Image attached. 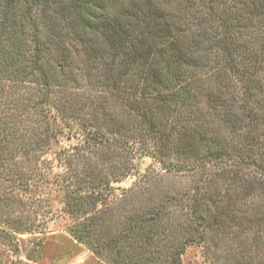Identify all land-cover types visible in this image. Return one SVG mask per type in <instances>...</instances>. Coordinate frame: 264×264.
Instances as JSON below:
<instances>
[{
    "label": "trees",
    "instance_id": "16d2710c",
    "mask_svg": "<svg viewBox=\"0 0 264 264\" xmlns=\"http://www.w3.org/2000/svg\"><path fill=\"white\" fill-rule=\"evenodd\" d=\"M5 83L31 90L21 108L0 88V236L13 254L18 234L43 233L38 210L51 179L74 240L100 259L113 256L109 264H182L206 241L196 234L205 217L241 235L247 225L231 221L232 208L253 190L264 196V0H0ZM65 135L75 144L57 154L64 171L56 177L47 156ZM151 146L163 170L203 172L189 195L191 225L166 221L163 205L112 207L111 184L135 166L121 170L119 151L134 161ZM101 160L117 161L120 175L99 171ZM215 164L239 186L237 197L231 186L210 188ZM263 217L252 218L259 237ZM0 261L17 260L0 249Z\"/></svg>",
    "mask_w": 264,
    "mask_h": 264
},
{
    "label": "rangeland",
    "instance_id": "374dc122",
    "mask_svg": "<svg viewBox=\"0 0 264 264\" xmlns=\"http://www.w3.org/2000/svg\"><path fill=\"white\" fill-rule=\"evenodd\" d=\"M12 84H1L0 88H4L6 94L8 92V94L12 93L16 96L14 99H16V103L22 102L20 104L22 108L28 102L31 90L26 84ZM190 126L191 124L188 123V127ZM61 141L62 143L55 145L47 156V159L53 162V172L56 177L64 171L61 168V162L57 160V154L61 150L70 151L75 144L68 140L67 135L61 137ZM155 151L152 146L138 148V153H143V155L139 156L141 158L135 157L134 161L130 159L133 152L123 151L121 153L119 151L118 165L121 170H123L124 164L127 170L130 169V163L135 166L127 176H120L121 178L118 177L117 181L111 184L114 190L111 192L113 195L109 197V201L113 203L111 205L114 207L118 201L122 200L119 208L122 209L125 204L124 209L128 213L153 210L157 206L163 205L166 221L175 223L182 219L183 224L191 225L192 202L189 195L194 194L195 190L199 188L196 186L203 176V172H198L200 170L195 172L163 170L156 162L158 155L153 157ZM177 160L180 164L189 165L184 160L176 159V162ZM116 162L107 165L101 160L99 171H104L109 167L110 172L117 177L120 174L114 173V168H112ZM172 162L174 163L173 160ZM223 167L225 166L223 165ZM219 169L216 164L213 165V168L208 165L206 181L211 185L210 188L225 194L227 193L226 188L231 186L230 198L237 197L232 195L233 191L238 192L239 186H232L228 180L222 179L221 177L226 176ZM245 171L244 176H247L248 179L252 180L256 175L255 167L250 166ZM50 183L42 187L43 192H41L40 198L43 206L38 210L40 212L37 223L43 233L18 234V254L12 252L14 244L0 236V249L17 260L15 264H109L113 256H109V259H100L84 245L74 240L69 231L75 221L64 210V193L54 179H51ZM201 185L203 183L198 184V186ZM258 190H253L251 196L241 200L242 202L239 200L238 205H234L232 208L231 219L235 218V220L231 221L245 222L247 225L244 227L245 234H243L242 228L237 230L241 235L236 231L233 233L234 229L230 233L225 232L224 228L217 226L213 219H209L211 217L207 216L204 218V225L198 226L196 232V234L201 230L205 232V243L190 246L182 257V264H248L249 262L253 264V261L256 264V260L264 256V237H259L260 226L252 222L253 217L264 215V196H261L260 192H257ZM172 196H174L173 201L171 200ZM224 197L226 199L227 195ZM229 219L230 217H227L228 221ZM219 221L222 222L221 219ZM25 224L28 225V222L26 221ZM174 226L178 227L177 224ZM260 229L264 230V226ZM237 236L240 239H236ZM236 245L240 247L238 251L235 248ZM0 264L7 263L0 261Z\"/></svg>",
    "mask_w": 264,
    "mask_h": 264
}]
</instances>
